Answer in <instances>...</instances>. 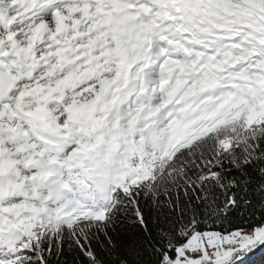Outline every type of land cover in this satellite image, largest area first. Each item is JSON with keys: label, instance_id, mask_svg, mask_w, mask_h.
Segmentation results:
<instances>
[{"label": "clouds", "instance_id": "clouds-1", "mask_svg": "<svg viewBox=\"0 0 264 264\" xmlns=\"http://www.w3.org/2000/svg\"><path fill=\"white\" fill-rule=\"evenodd\" d=\"M264 130V0H0V264L196 139Z\"/></svg>", "mask_w": 264, "mask_h": 264}, {"label": "snow or ice", "instance_id": "snow-or-ice-1", "mask_svg": "<svg viewBox=\"0 0 264 264\" xmlns=\"http://www.w3.org/2000/svg\"><path fill=\"white\" fill-rule=\"evenodd\" d=\"M43 211L17 225L27 264H250L264 249V130L193 140L110 197Z\"/></svg>", "mask_w": 264, "mask_h": 264}, {"label": "trees", "instance_id": "trees-1", "mask_svg": "<svg viewBox=\"0 0 264 264\" xmlns=\"http://www.w3.org/2000/svg\"><path fill=\"white\" fill-rule=\"evenodd\" d=\"M250 264H264V249L259 251L252 259Z\"/></svg>", "mask_w": 264, "mask_h": 264}, {"label": "water", "instance_id": "water-1", "mask_svg": "<svg viewBox=\"0 0 264 264\" xmlns=\"http://www.w3.org/2000/svg\"><path fill=\"white\" fill-rule=\"evenodd\" d=\"M250 258H252V257H250Z\"/></svg>", "mask_w": 264, "mask_h": 264}]
</instances>
